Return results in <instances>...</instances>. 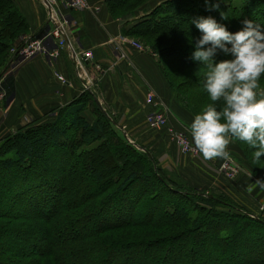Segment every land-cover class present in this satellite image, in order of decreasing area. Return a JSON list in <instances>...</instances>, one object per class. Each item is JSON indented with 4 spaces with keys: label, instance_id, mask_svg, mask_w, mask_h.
Segmentation results:
<instances>
[{
    "label": "trees",
    "instance_id": "trees-1",
    "mask_svg": "<svg viewBox=\"0 0 264 264\" xmlns=\"http://www.w3.org/2000/svg\"><path fill=\"white\" fill-rule=\"evenodd\" d=\"M125 1L106 0L113 18H117L113 9L115 12L123 9ZM259 1L262 0H208L209 6L218 5V9L207 11L205 0H171L154 13L159 15L162 11L163 14L156 19H143L130 30L123 29L122 35L140 36L151 42L144 45L157 56L171 98L194 118L197 112L192 106L194 103L190 105L189 101L206 98V103L209 99L204 91L208 69L191 58L194 50L191 46L201 35L191 21L212 16L232 33L242 29L244 20L264 28V9L258 11L264 7V2ZM17 7L14 0H0L1 45L8 46L6 41L23 34L27 26ZM128 17L125 14L117 18L119 24ZM172 26L176 27V33L170 31ZM47 31L44 27L31 39H40ZM172 39L181 46L170 45ZM184 47L190 52L183 50ZM2 52L0 64L5 61ZM227 59L232 57L223 54L216 57L217 62ZM258 83V90L264 91V75ZM1 86L5 93L3 104L8 106L15 94L12 77L5 78ZM95 96L86 92L59 113L54 122L30 123L22 132L9 133L0 142V264L8 262L2 250L16 243L24 244L23 248L10 250L21 254L22 262L16 264H137L134 260L141 261V254L154 263L166 243V264H175L169 253H178L176 248L181 245L185 251H180V255L188 260L181 264H207L211 259L201 251L211 243L216 256L229 253L231 258L227 264H264V260L258 261L255 255L239 263L233 259L239 257L237 253H243L246 258L252 246L258 247L259 240L264 243V219L240 209L224 195L203 199L191 190L194 187L183 191L174 189L172 185L176 184L169 180L172 176L169 175L167 182L150 153L127 141L118 127V118L108 110V114L104 112ZM89 103L92 105L87 106ZM214 106L218 111L223 108L221 102ZM86 108L96 117L88 115ZM45 146L50 148L47 152H59L50 153L51 161L57 162L54 164L59 170L66 171L69 161L75 160L84 169L90 184L98 187L95 194L81 195V209L72 208L73 213L68 218H64L67 202L64 204L65 191H60V176L50 169L46 171L42 165L41 170L35 164H41L38 151ZM108 155L115 167L116 162L123 165L124 175L103 179L104 172L112 168ZM256 172L260 174L259 170ZM45 174L55 183L47 184L43 179ZM164 174L167 173L164 171ZM73 177L74 172L61 176L66 184ZM81 189L83 193L84 188ZM92 218L97 220L90 229L78 224ZM117 252L122 253V261L117 260ZM260 255L264 256L263 252ZM143 263L147 264L140 262Z\"/></svg>",
    "mask_w": 264,
    "mask_h": 264
},
{
    "label": "crops",
    "instance_id": "crops-1",
    "mask_svg": "<svg viewBox=\"0 0 264 264\" xmlns=\"http://www.w3.org/2000/svg\"><path fill=\"white\" fill-rule=\"evenodd\" d=\"M16 2L30 27L29 37H33L48 23L47 11L39 0ZM66 15L70 19L68 38L80 64L69 59L68 47L57 49L56 57L38 54L23 62L15 77L14 99L3 110L1 130L25 121L29 122L21 128L30 123H52L84 93L94 95L96 91L98 105L118 118L123 135L149 152L163 170L179 173L198 188L201 182H207V187L218 195L233 198L242 194L248 200L249 195H263L258 187L251 193L247 191L252 180L250 173L234 182L226 181L216 169L222 158L206 160L201 153L182 155L166 129L149 128V115L165 113L174 126L170 124L171 127L186 131L196 147L188 130L193 119L171 98L157 57L130 44L132 40L122 35L123 27L109 12L106 0L95 1L82 13ZM84 53H90L92 60L82 56ZM229 148L237 150L234 142H230Z\"/></svg>",
    "mask_w": 264,
    "mask_h": 264
},
{
    "label": "clouds",
    "instance_id": "clouds-1",
    "mask_svg": "<svg viewBox=\"0 0 264 264\" xmlns=\"http://www.w3.org/2000/svg\"><path fill=\"white\" fill-rule=\"evenodd\" d=\"M205 5L207 11L218 9L208 0ZM191 23L201 33L191 58L208 69L204 91L213 102L188 126L193 142L204 159L213 160L229 159L228 145L239 140L255 149L253 158L259 163L264 157V91L258 90L264 75V28L244 20L242 29L232 33L212 16ZM220 54L232 59L217 62ZM217 102L223 104L220 111ZM255 187L264 190V180L251 183L247 191Z\"/></svg>",
    "mask_w": 264,
    "mask_h": 264
},
{
    "label": "rangeland",
    "instance_id": "rangeland-1",
    "mask_svg": "<svg viewBox=\"0 0 264 264\" xmlns=\"http://www.w3.org/2000/svg\"><path fill=\"white\" fill-rule=\"evenodd\" d=\"M14 1L16 2V0H14ZM144 1H145V3L143 5H141ZM144 1L139 2V0H126L124 2L125 8L123 6V9H121V8L119 10L116 9V12L113 9V13H114L115 17H117V18H120L123 15L128 14L129 17L127 18L128 20L126 19L127 21L125 20V22L123 21L121 24L118 23L121 27H123L124 30L132 29L133 27H135L138 24L139 21H141L143 19H149V17L156 19L159 15L163 14L162 11L159 12V15L154 14L156 12V10L159 7H161L162 5H164L166 2L171 1V0H144ZM263 2H264V0L259 1L260 4H262ZM4 6L9 8L7 3H4ZM17 6H18L17 7L18 11H20V8H19L18 4H17ZM138 6H140V7L138 9L134 10ZM261 9H264V7L261 6L260 8H258V11L260 12ZM108 10H109V8H108ZM123 10H124V12H123ZM220 12L225 14V11H223V10H220ZM254 12H255V10H254ZM20 13H21V11H20ZM70 13H72V12H70ZM21 15H22V13H21ZM117 18H116V20L118 22H120V20L117 19ZM24 20H25V18H24ZM25 22H26V20H25ZM26 25L27 26L24 29L23 34L17 35L12 40L6 41L7 42L6 44L8 46L0 44V51L2 50L3 51L2 55L5 56V59H4L5 61L2 64H0V96H1V98H0V120L2 118L4 107H7V106H5L3 104V102H4L3 99L5 98V93H4V91L2 89V86H1L2 82L5 80V78L11 76L13 81H14V85H15L16 73H17L18 69L21 67L20 66L21 63H19L17 61V57H19V56H17L16 53L20 50L21 47H23V45L26 43V41L28 39L32 38V37H29L30 36V27H29L27 22H26ZM45 25H46L45 27H47V30H48L46 34H48L51 31V29H50L48 23L45 24ZM0 27H1V23H0ZM175 29H176V27L172 26L171 30L170 29L169 30L173 31V33H176ZM128 38L132 40L131 42H134L135 44L141 46L142 49L144 50V52L147 51L148 53L152 54L153 56H156V55H154L152 53V51L150 49H148L144 45V43H146V42L147 43H151V42L147 41L148 39H145L144 37L142 38L140 36H135V37L129 36ZM163 44L164 43H162V46H163ZM170 45H174L176 47H180L181 46L180 44L177 43L176 40H173V39H172V42L170 43ZM187 47H184L183 50H187L188 52H190V50L188 49L189 47L188 48ZM165 48H167V47L165 46ZM191 48H193V46H191ZM163 53L165 54V52H163ZM171 67H172V65H171ZM182 77H184V76H182ZM94 90H95V87H94ZM93 94L96 95V91ZM207 98L209 100H207L206 103H205V100H204L206 98H194V99L189 101V104L192 105V103H194L195 106L194 105H192V106L195 108V110H196V112L198 114L203 109H205L209 104H211V100H210L209 96ZM203 103H205V104L202 106ZM91 105L92 104H90V103L87 104V106H91ZM86 113H88V115L90 114L91 117H93V118L96 117V116H93L91 112L87 111V108H86ZM187 114L193 119V116L190 113H187ZM152 115H154V114H152ZM152 115H149V116H152ZM167 119H168V122L171 124L169 116L167 117ZM28 122L25 121V123L22 124V125L16 124L14 127H10L8 130H1V126L2 125H0V142L9 134V132H10V134H13V133L18 132V131L22 132L23 130H22L21 127L26 125V124H28ZM29 126L30 125H28V127ZM175 131L182 132V133L185 134V136L188 138V140H189L191 146L193 147V149L197 151V155H195V156H199L200 152H199V150L196 147H194L192 145L191 140H190L189 135L187 134V132L186 131H179L177 129H175ZM3 136H5V137L1 138ZM41 137L42 136H40L39 138H41ZM231 142L235 143V145L237 147V150L236 151H232L231 148L228 149V151L230 152V158L221 160V162L219 163V166L216 168L217 172H218V175H220L224 180L230 181V182L236 181L237 178L239 180L246 173H250V175H251V179L252 180H251L250 183H252V182L255 183L257 180H261V178L264 179V157H261V162L257 163V162L254 161V158H253V152L255 151V149L250 148L246 143L241 142L239 140H235L234 139ZM136 149H138V148H136ZM49 150H50V148H48L47 146H45V148L40 149L38 151V155L41 156L42 161H41V164L38 163V162H35V164H37L39 169H41V170L45 168L46 171H48L47 169H50V171H53V173H55L58 176H60V180L58 181V183L60 184V188H61L60 191L61 190L65 191L64 192L65 193L64 204H65V202H67V204H65V206H66L65 212L66 213L64 215V218H68L73 213V211H72L73 209L72 208L75 207L78 210L81 209V200L79 199L81 197V195L83 194V196L84 195L88 196V194H91V195L95 194L96 191H98V187L96 185L94 186V185L90 184L89 179H88L84 169L82 168V166L79 165V162H77L75 160H70L69 161V164L66 167L67 168L66 171L62 172L61 170H59L60 167L59 166L57 167L54 164L56 161L52 162L51 161V157H50V153L53 152V154H58L59 152L56 151V150L47 152ZM108 156H109V159L111 161V167L112 168L110 169V171H105L104 172L105 174L103 176V179L107 180L109 177H111V175H124L126 173V170L123 168V165L117 164V162H116V167H115V163H114L113 159L110 157V155H108ZM82 161H83V159L80 160V162H82ZM94 161H95V164L97 165L96 159H93V162ZM227 161H230L233 165L229 166L230 167V171H223L221 168L225 165V163H227ZM41 165L44 168H41ZM157 165L161 169L160 170L161 175H163V177L166 179V181H167L168 177L171 178V176H172V178L169 179V180H170V182H172V183L177 185V186L176 185H172V187L174 189L183 191V190L191 189L192 187H194L191 190L195 193V195L201 196L203 199H205L207 197L212 198L213 195L214 196L217 195V193L213 192V189H210V188L207 187V182H204V181L201 182L199 184L200 188L195 187L192 184H190L184 177L179 175V173H177V172L174 173V172L169 171V170L166 169L164 171L167 174H164V171H163L161 165H159V163H157ZM254 169L256 171L259 170L260 174H257V172ZM70 172H74V177H73V180L71 182H70V179H69L68 184H66V183L63 182V178H61V176H63L66 173H70ZM169 175H171V176H169ZM158 177L161 178V176L159 174H158ZM43 179L45 180V182L47 184L55 183V181L52 180V178L49 177L46 174L43 175ZM186 185L187 186L189 185L188 188H186L187 187ZM47 187H48V185H47ZM81 187L84 188V192L83 193H82L83 189H81ZM18 188H21V186H18ZM43 188H45V186H43ZM192 191H190V192L193 193ZM261 191H262L263 195L260 198H257L255 196L249 195L250 200L252 199L251 201L246 199V196H244L242 194H241V197H237V196H233V198L228 197V196H226V197L228 198V200L230 199L231 202H233L240 209H242V210L243 209L244 210L247 209V210H249L251 212V214L254 217H260L261 219H264V190H261ZM17 192H19V190H17ZM89 197H91V196H89ZM98 198H99V196L96 199H98ZM109 201H110V199H109ZM191 201H196V200L192 199ZM248 202H251V203H248ZM61 206H62V204H61ZM95 219L96 218H92V221L88 220L85 223H80L79 222L78 224H81V225L83 224L87 228L90 229V228H92L94 226V222H96ZM58 232L60 233L61 231L59 230ZM67 234H68V232H67ZM23 245L24 244L16 243L14 245V247H10V248L6 247L5 249L2 250V252L6 255V258L8 259L7 260L8 262L6 264H16L18 262H22L21 254H14V253L10 252V250H11V248H16V249L23 248ZM183 246L184 245H181L179 248H176L178 250V253H176V254L169 253L173 257V260H174L175 264H181L183 262H187L188 261L187 259L185 260V258H186L185 255H183V254L180 255V251L181 252L185 251V249H182ZM188 246L191 247V245H188ZM27 247H28V243H26V249H27ZM213 247H214V245L211 243L210 247L204 248L201 251V253H203V255H207L209 257V259H211V261L210 262L208 261L207 264H227L228 263V259L231 258V257H229V253H224V254L221 253L219 256H216L215 252H213ZM167 249H168V244L166 243V244H164L161 247V250L155 256L156 260H155L154 263L149 261V260H147V257L146 256L143 257L142 254L139 257V258H141V261H139L137 258H135L134 262L137 263V264H140V262L142 263L144 261H146L147 264H151V263H153V264H166V252H167ZM251 250L252 251H250V254L246 258H245V255L243 253H237V255H239V257H233V256L232 257H233L234 260L237 261V263H239L243 259L245 261H248L247 260L248 257L251 256L250 258H252L253 255H255L254 257L258 261H260L262 259L264 260V258H263L264 256L260 255V253H262V252L264 254V243L263 242L261 243V240H259L258 247H253L252 246ZM203 255H201L200 257H202ZM240 255H243V256H240ZM254 257H253V259H254ZM116 258H117V260L122 261V258H123L122 253L117 252L116 253ZM218 261H220V262H218ZM250 261H252V260H250ZM189 262H190V260H189Z\"/></svg>",
    "mask_w": 264,
    "mask_h": 264
},
{
    "label": "built area",
    "instance_id": "built-area-1",
    "mask_svg": "<svg viewBox=\"0 0 264 264\" xmlns=\"http://www.w3.org/2000/svg\"><path fill=\"white\" fill-rule=\"evenodd\" d=\"M41 1L43 0H39V2ZM44 1H46L50 7V14H47V20L51 31L40 39H28L23 47H21L20 50L16 53L17 56H19L17 57V61L22 64L25 61L31 60L38 54H45L49 57H56L58 52L57 49L61 50L62 48L65 49L68 47L70 49L69 59L76 65H79V55L72 49L71 42L68 38V33L70 30V19L68 18L66 13H82L84 11H87L91 7L92 3L97 0ZM130 44L139 51H144L141 46L135 44L134 42H130ZM52 46H56V49H53ZM82 56H84L88 60H92V56L90 53H84L82 54ZM57 78L62 84H65V81L62 77L57 76ZM148 125L149 128L154 130L166 129L168 135L171 136L172 141L177 146L179 152L182 155H197V151L193 149L185 134L175 131V129L169 127V122L165 113L149 116ZM231 165L233 164L230 161H227V163H225V165L221 169L223 171H230L229 166Z\"/></svg>",
    "mask_w": 264,
    "mask_h": 264
},
{
    "label": "water",
    "instance_id": "water-1",
    "mask_svg": "<svg viewBox=\"0 0 264 264\" xmlns=\"http://www.w3.org/2000/svg\"><path fill=\"white\" fill-rule=\"evenodd\" d=\"M41 3L44 5V7H45V10L47 11V14H50V7H49V5L47 4V2L46 1H41ZM66 41H67V39H66ZM97 103H98V101H97ZM124 137L127 139V141L130 143V144H132V145H135L134 143H132L128 138H127V136L124 134Z\"/></svg>",
    "mask_w": 264,
    "mask_h": 264
}]
</instances>
